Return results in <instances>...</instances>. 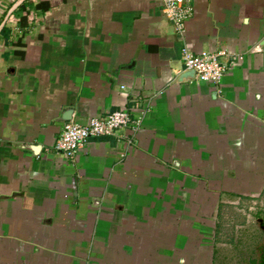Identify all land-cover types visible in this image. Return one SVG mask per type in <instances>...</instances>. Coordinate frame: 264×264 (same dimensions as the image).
Here are the masks:
<instances>
[{
    "label": "crops",
    "instance_id": "crops-1",
    "mask_svg": "<svg viewBox=\"0 0 264 264\" xmlns=\"http://www.w3.org/2000/svg\"><path fill=\"white\" fill-rule=\"evenodd\" d=\"M49 1L0 0V264L251 262L225 255L208 202L264 191V0H189L185 41L225 54L218 85L180 81L161 0ZM120 110L134 136L55 151L66 123Z\"/></svg>",
    "mask_w": 264,
    "mask_h": 264
},
{
    "label": "built area",
    "instance_id": "built-area-1",
    "mask_svg": "<svg viewBox=\"0 0 264 264\" xmlns=\"http://www.w3.org/2000/svg\"><path fill=\"white\" fill-rule=\"evenodd\" d=\"M162 12L172 23L175 33L182 40L181 60L186 71H193L200 83L218 85L227 73L223 52H201L195 54L185 41L186 22L193 16L194 9L189 0H161ZM143 117L132 119L129 112L120 110L102 118H91L85 124L68 122L63 127L54 146L65 159L72 160L91 139L115 137L128 129L133 136L139 131Z\"/></svg>",
    "mask_w": 264,
    "mask_h": 264
},
{
    "label": "rangeland",
    "instance_id": "rangeland-1",
    "mask_svg": "<svg viewBox=\"0 0 264 264\" xmlns=\"http://www.w3.org/2000/svg\"><path fill=\"white\" fill-rule=\"evenodd\" d=\"M255 170L247 167L245 172ZM218 202L211 199L208 203L211 210L215 211L218 206L221 209L220 227L226 244L225 255L230 252L242 258L249 255L251 262L242 264H264V191L257 199L239 200L227 195Z\"/></svg>",
    "mask_w": 264,
    "mask_h": 264
},
{
    "label": "trees",
    "instance_id": "trees-1",
    "mask_svg": "<svg viewBox=\"0 0 264 264\" xmlns=\"http://www.w3.org/2000/svg\"><path fill=\"white\" fill-rule=\"evenodd\" d=\"M64 1V0H61ZM59 5V0H50L49 2H44V3H40L38 5L35 6V9L38 10H43V11H47L48 9H50L51 7H55ZM26 6H21L20 11L22 12V16H21V26L24 27L26 25V21H27V16H28V12L26 11Z\"/></svg>",
    "mask_w": 264,
    "mask_h": 264
},
{
    "label": "water",
    "instance_id": "water-1",
    "mask_svg": "<svg viewBox=\"0 0 264 264\" xmlns=\"http://www.w3.org/2000/svg\"><path fill=\"white\" fill-rule=\"evenodd\" d=\"M182 79H185V80H192L194 79V72L193 71H186V74L183 75L181 78H180V81Z\"/></svg>",
    "mask_w": 264,
    "mask_h": 264
}]
</instances>
